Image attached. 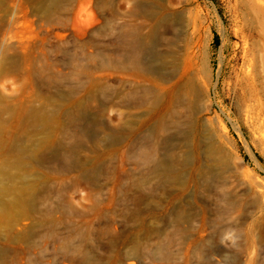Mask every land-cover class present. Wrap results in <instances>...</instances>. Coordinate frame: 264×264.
Masks as SVG:
<instances>
[{
    "label": "rangeland",
    "instance_id": "rangeland-1",
    "mask_svg": "<svg viewBox=\"0 0 264 264\" xmlns=\"http://www.w3.org/2000/svg\"><path fill=\"white\" fill-rule=\"evenodd\" d=\"M0 1V33L19 32L7 43L13 49L8 56L30 55L31 64L22 67L33 73L29 85L20 73L1 76L4 100L9 106L50 111L53 106L42 108L43 94L73 96L86 103L81 118L95 119L104 129L97 126L92 138H81L87 150L77 153V158L90 163L84 176L74 154L70 158L56 147L54 156H46L34 176L37 190L30 224L22 235L17 234L30 236L18 244L0 242V264H264V142L256 138L264 124L263 128L256 121L251 128L245 124L248 113L256 119L254 102L243 95L240 85L235 89L227 85L240 70L243 40L257 53L264 46V0H166L170 8L163 16L183 13L196 20L201 31L211 90L200 118L210 120L217 129L223 126L231 139V172L216 164L213 187L209 186L212 179L200 186L197 172L186 187L175 184L184 180L182 174L175 181L153 178L152 169L137 158L151 145L141 141L142 129L149 123L117 152L106 153L102 148L105 142L125 137L118 126L123 114L132 113L122 122L132 125L148 114L146 108L129 111L123 106L128 96L150 86L132 71L125 77L118 48L124 29L140 28L146 34L152 24L137 16L134 4L138 0H111L101 7L98 0H90L80 13L81 19L90 21L81 39L76 38L73 14L65 28L35 17L25 23L23 0ZM146 2L153 4V0ZM13 20L17 22L10 28ZM23 42L44 45L29 54L21 49ZM161 50L169 52L166 42ZM38 71L43 74L37 75ZM84 73L95 85L105 87L108 97L85 92ZM258 98L264 112V95ZM106 104L109 110L102 114L100 107ZM100 132L109 135L100 138ZM55 138L58 145L77 152L71 131H57ZM224 192L236 202L231 209L222 200ZM177 211L187 218L177 220ZM133 252L135 257L129 258Z\"/></svg>",
    "mask_w": 264,
    "mask_h": 264
},
{
    "label": "bare ground",
    "instance_id": "bare-ground-1",
    "mask_svg": "<svg viewBox=\"0 0 264 264\" xmlns=\"http://www.w3.org/2000/svg\"><path fill=\"white\" fill-rule=\"evenodd\" d=\"M89 1L23 0L21 13L25 23L29 22L30 17H35L39 22L63 28L67 27L69 17L73 14L76 38L81 39L86 35L90 21L81 19L80 13ZM146 1L149 0H138L134 8L137 16L151 21L148 33L144 34L140 28H126L119 37L118 48L122 53L125 77L132 71L135 77L144 78L150 83L149 88L143 89L136 96L135 94L128 96L123 106L129 111L146 108L148 114L144 118L138 117L139 120L134 125L126 121L122 124L132 113L123 114L118 126L124 131L125 137L118 141L105 142L102 148L106 153L117 152L134 133L149 123L148 128L142 129L145 134L141 141L143 143L150 141L151 145L141 150L137 158L152 169V177L158 180L170 178L175 181L182 174L185 175L184 180L175 184L186 187L195 178L194 173L197 172L198 178L202 180L200 186H204V181L212 179L209 186L213 187L217 177L215 165L221 164L227 172H231L229 162L233 151L226 129L221 125L217 129L210 120L200 118L206 95L211 90V81L207 78V54L203 52L201 31L196 20H189L183 13H168L163 16L170 8L166 0H153L152 5ZM109 2L111 0H98L97 5L101 7ZM258 4L263 6L257 1ZM2 7L3 2L0 1V9ZM16 22L13 20L9 24L10 28ZM18 33L13 29L0 33V77L20 73L25 84L29 85L33 73L25 71L22 66L31 64L30 55L24 59L8 56V52L13 49L7 46V43ZM164 42L169 46V52L161 50ZM88 44L89 41L84 42L82 47L86 48ZM43 45L44 42L40 45L23 42L21 49L30 54ZM241 60L239 72H235L232 67L231 74L235 72L236 80L230 78L227 85L230 89L240 85L243 95L254 102L256 119L248 113L245 115V124L251 128L256 121L263 128L264 112L258 95H264V46L257 53L247 39L243 40ZM42 74L43 71L37 72V75ZM84 74L88 78L87 86L84 85L83 88L85 92L88 94L98 92L108 97L109 92L105 87L95 85L90 75ZM42 79L48 83L44 77ZM43 95L42 108L53 106L52 110L9 106L0 94V242L2 243L18 244L30 236L17 234L23 233L30 224L32 201L37 190L34 176L37 175L36 171L42 166L46 156L48 154L54 156L53 150L55 151L56 147V151L63 149L68 152L70 158L74 154L77 168L84 176L90 163L77 158L80 153L87 150L81 138H92V129L97 126L104 130L95 119L81 118L80 113L86 106L84 101L76 100L73 96ZM114 98H119V95H115ZM88 101L92 102L91 99ZM108 110V104L100 107L102 114ZM221 123L222 120L219 124ZM106 128L109 127L106 125ZM57 131L72 132V136L78 142L77 152L71 151L70 148L65 147L66 145L62 144L64 146L62 147L61 144L56 143ZM263 132L264 130L257 133L258 135L254 132L253 136L257 135L256 138L264 142ZM102 134L105 138L109 132ZM102 134L100 132V138L103 137ZM146 182L148 180L144 183ZM219 183L222 186L227 185L224 181ZM222 200L225 201L228 209L236 205L232 196L225 192L222 194ZM176 217L177 220L187 218L180 211H177ZM135 255L136 253L133 252L129 258Z\"/></svg>",
    "mask_w": 264,
    "mask_h": 264
}]
</instances>
